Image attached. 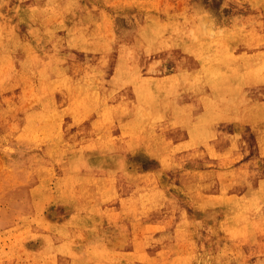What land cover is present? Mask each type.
<instances>
[{
    "label": "rangeland",
    "instance_id": "rangeland-1",
    "mask_svg": "<svg viewBox=\"0 0 264 264\" xmlns=\"http://www.w3.org/2000/svg\"><path fill=\"white\" fill-rule=\"evenodd\" d=\"M0 30V264H264V82L237 108L256 141L234 122L201 143L177 57L209 40L261 58L264 0H0ZM17 38L22 58L1 47Z\"/></svg>",
    "mask_w": 264,
    "mask_h": 264
},
{
    "label": "bare ground",
    "instance_id": "bare-ground-1",
    "mask_svg": "<svg viewBox=\"0 0 264 264\" xmlns=\"http://www.w3.org/2000/svg\"><path fill=\"white\" fill-rule=\"evenodd\" d=\"M5 3V2H4ZM9 4V3H8ZM13 5V4H12ZM27 5V4H26ZM20 6V5H19ZM11 7V6H10ZM17 7V6H15ZM26 8V7H25ZM43 9V8H42ZM35 11V10H34ZM40 11V10H39ZM45 11V10H43ZM42 12V10H41ZM20 13V12H19ZM54 13V12H53ZM55 14V13H54ZM50 15V14H49ZM41 16L39 13L36 18V26L40 33L44 34V44H47V40L51 41L52 35H55V29L46 27V21L44 25L40 23L39 18ZM18 21L17 25L19 28V32L27 30L30 27V22L26 15L20 14L17 16ZM35 22V21H34ZM165 22V21H164ZM191 23V22H190ZM61 24V23H60ZM54 25V24H53ZM46 29H45V28ZM56 27V26H55ZM181 27V26H179ZM153 30V29H152ZM202 30V29H200ZM1 31V30H0ZM144 31V30H142ZM51 35H47V33H52ZM68 32V31H67ZM78 32L84 33L81 29ZM140 32V31H139ZM80 35H83V34ZM61 35V34H60ZM157 35V34H156ZM160 35V34H159ZM78 36V35H77ZM158 36V35H157ZM41 37V36H40ZM146 38V37H145ZM217 38V37H216ZM58 39V38H57ZM83 38L79 37L77 40H81ZM39 40V39H38ZM1 41V40H0ZM3 41V40H2ZM90 41V40H89ZM80 42V41H79ZM71 43V42H70ZM59 44V43H58ZM61 44V43H60ZM148 44V43H147ZM201 45L198 47L199 52L198 57L196 55L195 58H192L191 61L188 60L186 56L185 49H177V57H184V62L187 65L191 66L190 72L193 73L196 78H198L201 82V114L198 115L196 122L197 133L201 135V143H206V140L212 141L213 143H220L222 138H229V134L227 132V128L229 125L235 122V126L237 127H247V130L243 133L242 141H247L250 138L254 141L258 139V135L250 132L252 126L255 125V116L258 114V111L251 110L247 108V110H239V104L242 100L246 98V94L244 92L246 85L253 81L264 82V55L262 54L261 58L256 59L251 56L249 53V47L246 49L239 50L238 48H232L230 52H226L223 54L212 53V50L209 48L211 43L209 40H201ZM62 45V44H61ZM141 51H146L147 46L144 44L136 43ZM1 47L4 48L5 53L8 55L9 51L12 49V53L16 54L17 57L22 58L20 55L19 49L21 48L20 41L17 38L14 42H4V45L1 44ZM153 48L154 45H151ZM89 48V47H88ZM60 49V47H59ZM129 50V49H128ZM229 50V48H228ZM11 52V51H10ZM254 52V51H253ZM38 53V52H37ZM44 53V52H43ZM70 53V52H69ZM121 54V53H120ZM5 55V54H4ZM44 55V54H43ZM70 56V54H68ZM41 56V55H40ZM82 57V56H81ZM87 57V55H86ZM120 57V55H118ZM124 59V58H123ZM15 60V59H14ZM11 61V60H10ZM55 62V61H54ZM53 62V64H54ZM119 62V61H118ZM9 63V62H7ZM12 63V61H11ZM10 63V64H11ZM189 63V64H188ZM14 64V63H13ZM167 64V63H166ZM164 66V65H163ZM63 67V66H62ZM68 68V67H67ZM122 73H125V70L122 69ZM189 72V73H190ZM48 73V72H47ZM58 73V72H57ZM61 74V73H60ZM57 77V76H55ZM116 78V77H115ZM47 80V79H46ZM62 80V79H61ZM221 80V81H230V84H226L225 82H221L218 85L212 83V81ZM62 82V81H61ZM58 83V82H57ZM60 83V82H59ZM46 84V83H45ZM63 85V83H62ZM69 85V84H68ZM67 86V85H65ZM78 86V85H77ZM44 87V86H43ZM49 87H54L49 84ZM68 87V86H67ZM79 87V86H78ZM86 88V87H85ZM68 89V88H66ZM74 89V88H73ZM78 89V88H77ZM85 90V89H84ZM243 91V92H242ZM73 92V91H72ZM247 92V91H246ZM85 93V92H84ZM83 93V94H84ZM260 93V91H259ZM77 94V93H76ZM82 94V95H83ZM78 95V94H77ZM81 95V96H82ZM250 95V94H249ZM84 97V96H83ZM76 98V97H75ZM108 98V97H107ZM84 99V98H83ZM78 100V99H77ZM102 100V98H101ZM176 100V99H174ZM182 101V100H181ZM159 102V101H158ZM172 102V101H171ZM246 100H244V103ZM259 102V101H258ZM78 104V102H76ZM85 103V102H84ZM160 103V102H159ZM158 103V104H159ZM173 103V102H172ZM178 103V102H177ZM107 104V103H106ZM179 104V103H178ZM187 104V103H186ZM185 104V105H186ZM72 105V104H71ZM74 105V104H73ZM81 105V104H80ZM104 105V104H103ZM177 105V104H176ZM184 105V106H185ZM83 106V103H82ZM120 106V105H119ZM140 106V105H139ZM138 106V107H139ZM156 106V105H155ZM175 106V105H174ZM188 106V105H187ZM248 106V105H246ZM76 107V104H75ZM78 107V106H77ZM81 107V106H80ZM85 107V106H84ZM145 107V106H142ZM154 107V106H153ZM182 107V106H181ZM70 108V107H68ZM106 108V107H104ZM152 108V107H151ZM175 108V107H173ZM158 109V108H157ZM161 109V108H160ZM179 109V108H178ZM185 109V108H184ZM183 109V111H185ZM97 110V109H96ZM144 110V109H143ZM71 111V110H70ZM179 111V110H178ZM181 111V110H180ZM192 111V110H191ZM102 112V111H101ZM153 112V111H152ZM200 112V111H199ZM106 113V112H105ZM184 113V112H183ZM182 113V114H183ZM187 113V112H186ZM193 113V112H192ZM190 114V113H189ZM72 115V114H71ZM177 115V114H176ZM261 115L264 118V110L261 112ZM161 116V115H160ZM167 116V115H166ZM183 116V115H182ZM190 116V115H189ZM192 115L191 118H193ZM108 117V116H107ZM133 120L130 124H135L139 126L150 127V122L147 121V114L145 111L134 112L132 113ZM169 117V116H168ZM159 118V117H158ZM162 118V117H161ZM75 119V118H73ZM112 119V118H110ZM114 119V118H113ZM163 119V118H162ZM181 119V118H180ZM190 119V118H189ZM183 119H181L182 121ZM187 120V119H186ZM106 121V120H105ZM153 121V120H152ZM180 121V122H181ZM101 122V121H100ZM99 122V123H100ZM156 122V121H155ZM172 122V121H171ZM178 122V121H177ZM191 122V121H190ZM179 123V122H178ZM258 123V122H257ZM129 124V123H127ZM177 124V123H176ZM182 124V123H181ZM112 125V124H111ZM261 125V124H260ZM259 125V126H260ZM122 126V125H121ZM125 126V125H123ZM127 126V125H126ZM133 126V125H132ZM96 128V127H95ZM98 128V127H97ZM102 129V127H100ZM104 128V126H103ZM192 128V127H191ZM31 129V128H30ZM129 129V127H128ZM128 129H125L126 131ZM181 129V128H180ZM239 129V128H238ZM257 129V128H256ZM124 130V129H123ZM124 130V131H125ZM133 130V127H132ZM131 130V133H132ZM171 130V129H170ZM99 132V131H98ZM240 132V131H239ZM257 132V131H256ZM123 133V131H122ZM130 133V134H131ZM187 133V132H186ZM258 133V132H257ZM129 134V133H128ZM127 134V135H128ZM137 134V133H136ZM118 135V134H117ZM133 135V133H132ZM233 135V134H232ZM134 138V137H133ZM132 138V139H133ZM195 138V137H194ZM172 139V138H171ZM187 140V139H186ZM259 140H264V129L261 130V138ZM114 141V140H113ZM185 141V140H184ZM151 142V141H149ZM182 142V141H181ZM263 142V141H262ZM127 143V141H126ZM190 144V142H188ZM177 144V143H176ZM195 144V143H194ZM174 146V145H173ZM176 146V145H175ZM232 146V145H231ZM146 147V146H145ZM168 147V146H167ZM139 148V147H138ZM147 148V147H146ZM214 148V147H213ZM225 149V148H224ZM211 150V149H210ZM221 150V149H220ZM109 151V150H108ZM142 151V150H141ZM145 151V150H144ZM167 151V150H166ZM208 151V150H207ZM226 151V150H225ZM107 152V151H106ZM110 152V151H109ZM140 152V151H139ZM149 152V151H148ZM242 152V151H241ZM107 154V153H106ZM112 154V153H111ZM203 154V153H201ZM167 155V154H166ZM236 155V154H235ZM204 156V155H203ZM218 156V155H217ZM152 157V155H151ZM164 157V156H163ZM161 158V157H160ZM169 158V157H168ZM222 158V157H221ZM220 158V159H221ZM161 160V159H160ZM163 160V159H162ZM176 161V160H175ZM125 162V161H124ZM164 162V161H161ZM167 162V160H165ZM171 162V160H170ZM173 163V162H172ZM171 163V165H172ZM163 164V163H162ZM175 164V163H174ZM164 165V164H163ZM170 165V166H171ZM178 165V164H177ZM169 166V165H168ZM167 168V167H166ZM169 168V167H168ZM228 169V168H227ZM112 170V169H111ZM222 171V170H221ZM109 172V171H108ZM226 172V171H225ZM135 175V174H134ZM219 177V176H218ZM220 180V177H219ZM211 181V180H210ZM247 182V181H245ZM249 181L247 182V184ZM251 183V182H250ZM263 183V181H262ZM212 185V184H211ZM214 185V184H213ZM264 185V183H263ZM262 186V185H261ZM251 187V186H250ZM161 190V189H160ZM225 190V189H224ZM249 190V189H248ZM136 191V190H135ZM227 191V190H226ZM254 191V190H253ZM259 191V190H257ZM255 192V191H254ZM144 193V192H143ZM230 193V192H229ZM141 194V193H140ZM247 194V193H246ZM254 194V193H253ZM250 195V194H248ZM163 196V195H162ZM223 196V195H222ZM143 198V197H142ZM202 201V200H201ZM222 203V202H221ZM223 205V203H222ZM149 207V206H148ZM147 207V208H148ZM150 208V207H149ZM243 225V224H242ZM236 228V227H235ZM234 228V229H235Z\"/></svg>",
    "mask_w": 264,
    "mask_h": 264
}]
</instances>
